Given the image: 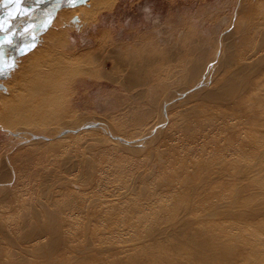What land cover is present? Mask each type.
<instances>
[{"label":"rangeland","instance_id":"1","mask_svg":"<svg viewBox=\"0 0 264 264\" xmlns=\"http://www.w3.org/2000/svg\"><path fill=\"white\" fill-rule=\"evenodd\" d=\"M145 3L153 5L158 23L145 21ZM84 6L68 19L52 13L58 18L51 22L57 31L52 38L35 35L37 46L65 60L53 74L47 71L50 91L47 83L29 90L21 105L32 114L14 111L15 124L0 126V194L17 187L23 197L19 206L41 207L44 191L67 184L71 194L59 197L62 205L74 197L76 206L64 211L80 228L88 224L90 210L100 213L96 220L101 222L109 216L97 210L99 204L113 203L115 219L131 209L138 208V217L149 205L172 202L197 166L230 152L235 140L264 130V64L249 88L223 100L201 97L211 81L222 78L230 45L241 51L235 59L257 45L258 57L264 53V0H100ZM22 58L2 71L8 70L0 89ZM45 89L50 94L37 93ZM194 107L202 111L188 117ZM30 151L24 174L18 160ZM53 171L60 180L52 176L42 185L43 174L49 178ZM100 176L104 180L98 186ZM15 219L0 200V220L11 226Z\"/></svg>","mask_w":264,"mask_h":264},{"label":"bare ground","instance_id":"2","mask_svg":"<svg viewBox=\"0 0 264 264\" xmlns=\"http://www.w3.org/2000/svg\"><path fill=\"white\" fill-rule=\"evenodd\" d=\"M98 1L100 0H80L75 4L56 7L49 14H58V18L68 19L80 13L85 3ZM9 6V0H0V13L8 11ZM58 18L53 20L57 21ZM37 32L36 35L43 39H50L57 33L52 24L46 30L41 27ZM39 42L33 41L32 37L27 40L25 45L34 44V47L28 51H20L17 57L23 55V60L17 73L5 82L4 89H0L2 127L10 126L9 123L13 121L12 113H24L27 116L32 114L29 112L30 108L21 105L22 102L28 99L30 89L46 84L47 71L53 74L54 68L62 62L63 58L59 52L37 46ZM230 46L233 48L228 49L226 59L221 63L223 69L219 72H223L222 78L216 83L211 81L212 85L201 95L204 99L223 100L233 91L249 88L253 76L261 73L259 67L264 64V53L258 57L257 52L261 45H257L251 53L247 50L236 59V53L241 51L237 50L238 45L235 47V43ZM241 57H244L243 61L240 60ZM8 62L6 57L0 58L1 71L10 67ZM37 68L41 72L35 71ZM207 83L204 82L205 85ZM46 89L51 90L49 83ZM46 89L37 93L50 94ZM201 111V108L194 107L187 111V115L192 117ZM73 121L75 124V120ZM262 139L264 130L258 137L235 140L230 152L197 166L193 179L191 177L183 181L172 202L157 203L155 207L149 205V211L141 213L138 217L135 216L138 208H135L126 211L125 217L113 219L112 212L115 214L117 211L114 204H99L97 210L109 212V216L103 215L101 220L105 221L101 222L96 220L100 213L90 210V214L85 217L88 224L80 228L76 219L64 211L66 206L75 205L74 197H69L68 205H62L63 198L59 197L71 194L72 189L65 186L67 184L62 188L44 191L41 207L40 204L34 205L31 202L23 204L24 207L19 206L17 200H23V197L19 196L20 188L16 187L13 191L8 189L6 193L3 191L0 200L16 215V219L11 226L0 220V264H264ZM30 154L33 155L32 152L27 155L22 153L21 159L18 160V170L23 173L26 172L24 169L27 166L24 160L29 161L32 156ZM233 155H236V158ZM238 160L243 162L239 164ZM3 171L4 169L0 176ZM58 173L53 171L49 178L43 174L42 185L52 176L56 177L55 182L59 181ZM27 174L30 177L32 172ZM103 180L104 176H100L96 184L100 186ZM142 208L141 206L139 209ZM91 221H95L94 227H90Z\"/></svg>","mask_w":264,"mask_h":264},{"label":"flooded vegetation","instance_id":"3","mask_svg":"<svg viewBox=\"0 0 264 264\" xmlns=\"http://www.w3.org/2000/svg\"><path fill=\"white\" fill-rule=\"evenodd\" d=\"M64 1V0H62ZM22 7L24 9H28L30 12V15H16L15 12H13L14 7L13 4L9 6V10L5 11L3 13H0V20L6 21L5 27L8 29L9 33H16V35L12 36V43L11 44H4V46L0 47V55L2 57H6L9 62L8 64H11L13 56L20 52L21 49L27 44V40L31 38V35H23V28L32 23L35 25V31H37L40 27H42V23L47 18L52 5L49 3V0H23ZM26 3V5H25ZM13 8V9H11ZM9 11H12V17L10 18L8 13ZM7 13V14H6ZM14 16V17H13ZM18 17V18H17ZM20 17V18H19ZM24 17V18H23ZM24 20V21H23ZM23 24V25H22ZM20 36V37H19ZM24 38H23V37ZM26 36V37H25ZM26 39V40H25ZM4 40V34L0 33V41ZM4 54H1V53ZM0 57V58H2ZM15 62V59H14ZM3 73L0 70V74Z\"/></svg>","mask_w":264,"mask_h":264},{"label":"snow or ice","instance_id":"4","mask_svg":"<svg viewBox=\"0 0 264 264\" xmlns=\"http://www.w3.org/2000/svg\"><path fill=\"white\" fill-rule=\"evenodd\" d=\"M9 2L11 4L14 5V11L16 15H30V12L28 9H24L22 7L23 5V0H9ZM39 2V0H38ZM70 4H75L76 0H69ZM9 17H12V11H9L8 13ZM53 17L51 16V14H48L47 18L45 19V21L42 23V30H46L49 25L52 22ZM5 23L6 21L0 20V33L4 34V40L0 41V47L4 46V44H11L12 43V39L11 37L16 35V33H9L8 29L5 27ZM35 30V25L34 24H28L24 27L22 34L23 35H31L32 40H35V35L33 34ZM32 47H34V44L31 45H25V47L23 49H21V51H28L30 50Z\"/></svg>","mask_w":264,"mask_h":264},{"label":"water","instance_id":"5","mask_svg":"<svg viewBox=\"0 0 264 264\" xmlns=\"http://www.w3.org/2000/svg\"><path fill=\"white\" fill-rule=\"evenodd\" d=\"M78 1H80V0H76V2H78ZM49 3L52 5L51 10H50L49 13H51V11H52L54 8H56V7H60V6H64V5L70 4V3H69V0H64V1H62V0H49ZM40 28H41V27H40ZM40 28H39V29H40ZM39 29H38V30H39ZM38 30H37V31H38ZM37 31H35L33 34L36 35V34L38 33ZM35 39H36V38H35ZM19 53H20V52L16 53V54L13 56V58H12V62H11V64H10V69H11V67H13L14 59H15V57H17V55H18ZM8 70H9V68H8ZM8 70H7V71H8ZM7 71L1 73V74H0V77H2L3 75H5V74L7 73Z\"/></svg>","mask_w":264,"mask_h":264},{"label":"clouds","instance_id":"6","mask_svg":"<svg viewBox=\"0 0 264 264\" xmlns=\"http://www.w3.org/2000/svg\"><path fill=\"white\" fill-rule=\"evenodd\" d=\"M141 11L145 14L144 19L145 21H150L152 23H158L159 17L156 15L155 17L153 16V5L149 3H145L144 7L141 9Z\"/></svg>","mask_w":264,"mask_h":264}]
</instances>
